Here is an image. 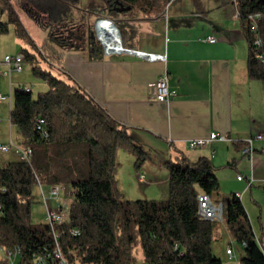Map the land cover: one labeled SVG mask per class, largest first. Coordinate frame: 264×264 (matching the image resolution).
<instances>
[{
  "label": "trees",
  "instance_id": "16d2710c",
  "mask_svg": "<svg viewBox=\"0 0 264 264\" xmlns=\"http://www.w3.org/2000/svg\"><path fill=\"white\" fill-rule=\"evenodd\" d=\"M8 21H0V38L14 25L17 38L24 43L26 61L40 60L61 67L64 55L53 39L37 45L19 18L10 0H4ZM169 0H106V7L95 10L99 16L118 20L133 13L135 20L162 14ZM244 20L261 14L258 32L247 31L249 67L254 78L264 83V64L256 57L252 42H264V0H239ZM37 54V56L35 55ZM34 74L49 90L34 98L32 92L16 89L11 123L17 128L18 143L33 149L32 162H3L0 158V246L10 250L19 246L21 264H32V254L55 247L51 227L32 220V207L38 184H62L72 195L69 221L59 225L61 246L70 264H136L141 251L147 264H223L213 252L219 222L203 220L198 214V195L205 192L219 203L216 167L208 158H184L169 163L167 200H128L118 189V151L136 157L140 170L147 154L129 132L69 78L54 75L34 65ZM44 118L50 138L43 140L36 130L37 119ZM244 147L245 142H235ZM224 204V219L230 236L245 244L241 264H264L249 214L242 200L232 196ZM79 229L73 236L71 230ZM185 251L179 256L174 246Z\"/></svg>",
  "mask_w": 264,
  "mask_h": 264
},
{
  "label": "crops",
  "instance_id": "0c3cea01",
  "mask_svg": "<svg viewBox=\"0 0 264 264\" xmlns=\"http://www.w3.org/2000/svg\"><path fill=\"white\" fill-rule=\"evenodd\" d=\"M10 3L36 44L50 38L46 29L52 18H59L50 33L64 55L58 71L113 119L129 128L134 142L154 155L153 163H144L139 170V175H145L140 182L149 187H164L162 193H154V198L169 195V163L180 162L181 156L192 161L210 159L217 176L218 170L228 169L229 164L237 167L236 162L251 174L252 166L241 154L243 147L235 142H245L258 133L264 135V83L252 76L249 67L247 27L242 18L235 17L238 0H173L167 12L146 19L135 20L133 13L122 15L124 45L166 54V62L128 54L104 55L100 51L94 26L104 16L95 10L105 8L106 0H90L88 4L81 0H10ZM1 12L6 13L4 21H8V12L5 9ZM84 22L91 25L90 32ZM41 27L44 28L40 31ZM208 36H215L217 42L206 41ZM17 41L23 43L18 38ZM166 68L169 85L177 91L169 103L156 98L155 87ZM42 82L47 92L49 86ZM11 88H14L13 75L9 77V92ZM10 108L9 103L11 115ZM212 132L229 140L214 141L210 147H188L190 140L208 139ZM255 147L254 175L257 164L258 168L264 166V138L256 141ZM0 158L3 162L21 161L18 156ZM232 173L233 182L245 184L243 190H237L243 193L242 200L257 182L264 181L262 175L255 177L257 182L246 190V181L238 178L236 181ZM36 190L39 193V186ZM66 200L67 195L58 206L67 204ZM220 223L217 240L222 239ZM224 228L230 236L226 224ZM229 245L223 252L225 259L219 258L223 264L224 260L227 264H241L242 259L234 263L235 258L227 255ZM0 252V264H5V251L0 248ZM235 255L237 258L236 252Z\"/></svg>",
  "mask_w": 264,
  "mask_h": 264
},
{
  "label": "built area",
  "instance_id": "2783aa9c",
  "mask_svg": "<svg viewBox=\"0 0 264 264\" xmlns=\"http://www.w3.org/2000/svg\"><path fill=\"white\" fill-rule=\"evenodd\" d=\"M173 0H169L166 7L165 12H167L171 2ZM235 17L241 18L240 11L236 12ZM262 19L261 14H249L245 19V25L247 27V31L252 30L253 32H258L259 23ZM94 34L96 38V43L99 45L100 51L104 55H133L142 59H146L149 61H167L166 54H158L152 52H146L142 50H137L133 48L126 47L123 43L122 34L118 26L114 23V21L110 18L100 17L96 20L94 26ZM206 41L210 43L217 42V38L215 36H208ZM252 46L256 51L257 60L260 63L264 64V42L261 38L256 37ZM24 55L23 53H18L15 56L6 55L4 60L0 63L5 67L4 71H0V74H4L9 76L10 78L14 73H21L24 71ZM156 98L159 101L169 103L171 99L177 95V91L171 89L169 85V70L166 68L164 73L160 76L158 81L156 82ZM18 89L25 92H32V87L28 85H21ZM15 90L11 88L8 94H4L0 92V104L9 102L11 104V110L13 107V96ZM11 121V118H10ZM3 123V119L0 116V124ZM36 130L40 133L41 138L43 140H48L50 138V132L46 127V121L44 118H39L35 124ZM264 135L262 133H258L256 135L250 136L246 141V145L242 148L241 154L244 159H246L252 166V172L250 175H238L237 178L239 181H246L248 190L256 181L254 175V159L256 153L255 142L258 140H262ZM228 141L229 139L225 135H220L217 132H212L210 138L208 139H193L188 143V147L190 149H195L198 147H210L212 146L214 141ZM12 151L19 157L22 162H26L31 164L33 149L31 147H25L20 143H16L14 139L11 137L10 142L7 144L0 145V154H8ZM264 152V150H263ZM231 166L235 167V164H231ZM140 181L145 180V175H139ZM40 193L42 194V199L46 205V214L47 220L46 223L51 227L52 234L55 240V247L52 250L46 249L43 253L32 254L33 262L32 264H70L68 261V254H71L72 251L68 250L67 253L63 250L60 239L62 236V232L58 229L59 225L65 224L69 221V210H64V206L60 204L58 208H52L48 204V200L54 199L58 200L61 198L62 193L66 192V186L62 184L57 185H49L47 187L44 184H38ZM236 198L242 200L243 193L237 192L234 194ZM199 202V210L198 214L203 220L207 221H216L223 222L224 221V204L219 203L214 197L205 192H200L198 195ZM2 211V207L0 206V212ZM71 234L73 236L80 235V230L75 228L71 230ZM233 242L228 246L226 253L230 259L236 258L235 251L233 248ZM245 247V244L242 245ZM1 249L5 251V264H21L22 261V250L19 246H15L10 250H5L0 246ZM174 251L179 254V256L184 255V250L182 249L179 243H176L174 246Z\"/></svg>",
  "mask_w": 264,
  "mask_h": 264
},
{
  "label": "rangeland",
  "instance_id": "374dc122",
  "mask_svg": "<svg viewBox=\"0 0 264 264\" xmlns=\"http://www.w3.org/2000/svg\"><path fill=\"white\" fill-rule=\"evenodd\" d=\"M83 4H88L90 0H81ZM239 1V0H238ZM82 4V5H83ZM81 5V6H82ZM6 7V3L4 0H0V21H4L6 13H2V9ZM17 16V15H16ZM18 17V16H17ZM59 18L55 17L51 19L50 26L47 27L46 30H48V36L49 39H52V35H50L51 30L53 29L52 25L58 24ZM88 31H91V25L85 24ZM25 28V27H24ZM44 27L40 28V31L43 30ZM26 29V28H25ZM43 33H41L42 35ZM55 40V38H53ZM20 42V41H19ZM43 43V42H42ZM41 43V44H42ZM37 44V45H41ZM23 43H18L17 41V35L15 33V27L14 25H10V32L7 34H4L0 38V62L4 60V57L6 54H9L11 56H15L18 53H21V47ZM37 56V54L35 53ZM40 65L43 69L51 71L56 76H61L63 78L64 75L60 74L58 69L56 67L49 66V64L45 63L44 61L40 60L37 63H32L29 61H24V71L21 73H14L13 74V82H14V88L13 90L18 89L21 85H30L32 87V95L34 98H37L40 94L45 93L46 88H42L44 86L42 80L38 78L34 72L33 68L34 65ZM5 67L0 64V71H4ZM0 92L4 94L9 93V76H6L4 74H0ZM0 116L3 119V123L0 124V145L1 144H7L10 142L11 137L14 139V141L17 143L19 140L18 133L16 130V127L14 125L11 126L10 121V112H9V102H5L0 104ZM20 143V142H19ZM146 153H148L146 151ZM5 156L8 158L9 156H12L13 158H16L17 155L14 151L8 154H0V156ZM189 156L188 153H186V157ZM19 158V157H18ZM183 157L181 156V161H183ZM154 155L153 154H147V159L145 163H153ZM118 161H119V170L117 174V181H118V189L120 190V193L128 200H167L169 198V195L163 196L160 194L158 196L159 198H154V193L160 192L162 193L164 190L163 186L158 187H149L145 185L144 183L139 181V170L136 169V157L123 149L118 151ZM178 161V160H176ZM175 162V160H174ZM232 163V162H231ZM237 167H233L230 164L227 165L228 169H221L218 170V180L220 183L219 189H218V196L221 198V202L227 203L231 197L236 194L237 190H243L245 187V184H237L236 182H233V173L234 172V178L237 181L238 175L246 176L248 175L245 171V166L241 165V163L236 162ZM145 173V172H143ZM147 174V172H146ZM217 174V171H216ZM260 175L263 176L264 179V166H260L255 171V177L258 178ZM257 182V180H256ZM66 193H62V197L58 200H48L49 206L52 208H58V204L62 201H64L65 196L67 195V204H64V210H69L70 204L72 202V195L69 193V190L66 189ZM149 195V196H148ZM249 217L251 219V223L254 229V232L256 234L259 246L264 251V181L257 182L253 189L248 191V193L245 195L244 199L242 200ZM32 220L36 224H45L47 220V214H46V205L44 200L42 199V194L39 193L36 190L35 191V198H34V204L32 207ZM225 223H220V234L222 239L217 238L219 236H216L215 243H214V254L218 257L225 259L223 252L226 249V246L230 244V241L234 240L231 236L228 235L227 231L224 228ZM262 239V241H261ZM218 242V243H217ZM234 251L238 255L237 258L234 259V263H236L238 260L240 261L243 257H245V250L242 247L240 243L237 241L233 244ZM1 254V252H0ZM225 264L226 260H224ZM238 261V262H239ZM136 264H147L146 260L143 256V253L139 251L138 253V259Z\"/></svg>",
  "mask_w": 264,
  "mask_h": 264
},
{
  "label": "water",
  "instance_id": "95a60500",
  "mask_svg": "<svg viewBox=\"0 0 264 264\" xmlns=\"http://www.w3.org/2000/svg\"><path fill=\"white\" fill-rule=\"evenodd\" d=\"M113 21H114V23L118 26V24H117V21L116 20H114V19H112ZM118 28H119V26H118ZM120 29V28H119Z\"/></svg>",
  "mask_w": 264,
  "mask_h": 264
}]
</instances>
